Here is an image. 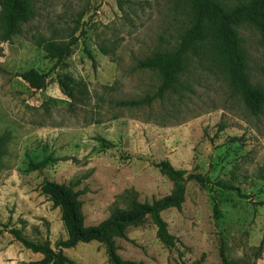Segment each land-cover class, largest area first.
<instances>
[{
  "label": "rangeland",
  "instance_id": "rangeland-1",
  "mask_svg": "<svg viewBox=\"0 0 264 264\" xmlns=\"http://www.w3.org/2000/svg\"><path fill=\"white\" fill-rule=\"evenodd\" d=\"M24 1L27 14L16 20L9 39L0 24V136L8 137L0 158V264L40 258L1 226L20 229L35 243L47 241L53 250L66 240L59 209L40 193L43 181L73 183L82 192L84 225L97 226L132 199L150 203L168 196L172 183L154 167L162 161L212 183H229L249 199L189 182L181 209L161 214L178 241L175 248L160 242L147 219L129 228L126 239H115L118 256L142 264H221L222 240L236 264H264V107L252 115L221 68L194 56L162 101L118 105L156 92L158 74L137 64L174 50L189 26L188 1ZM225 1L234 7L249 0ZM236 31L248 81L264 89L261 37L249 24ZM72 40L71 51L56 64L49 51ZM30 70L47 76L42 90L15 77ZM45 157L55 162L41 173L27 170V159ZM62 253L75 264H109L104 246L95 242Z\"/></svg>",
  "mask_w": 264,
  "mask_h": 264
},
{
  "label": "trees",
  "instance_id": "trees-1",
  "mask_svg": "<svg viewBox=\"0 0 264 264\" xmlns=\"http://www.w3.org/2000/svg\"><path fill=\"white\" fill-rule=\"evenodd\" d=\"M187 1L190 10L189 26L180 35L174 50L155 52L137 64L141 70H151L158 74L160 85L156 92L141 100L120 102L118 105L140 107L149 106L156 100L162 101L169 92L175 91L179 77L185 70V61L188 57L194 56L209 58L221 68L231 89L242 98L251 114L259 115L264 107V89L253 87L248 81L246 59L236 29L244 24L251 25L259 33L264 45V0H249L234 7H230L225 0ZM26 11L27 5L24 0H4L0 24L5 39H9L15 32L16 20L25 19ZM75 41L72 40L60 47L52 48L49 51V57L56 60V64L62 63ZM100 52L103 55L107 54L105 49H100ZM86 55L94 66V57L89 52H86ZM15 77L20 78L34 91L42 90L47 81L46 75L34 70L16 74ZM65 81L70 80L66 78ZM60 87L63 94L72 97L65 82H60ZM7 143V135L0 136V158L4 155ZM54 162L55 160L50 157H45L38 163L27 159V170L41 173ZM154 167L166 175L172 183V190L168 196L150 203H141L132 199L128 208H115L107 219L97 226L90 227L84 225L83 204L80 200L82 192L75 191L73 183L65 185L43 181L40 193L52 203L54 208L59 209L66 232V240L59 242L56 245V250H53L47 241L35 243L26 239L20 229L1 227L25 250L40 256L38 260L29 264H75L62 253V250L92 242L104 246L109 264H142L122 260L117 254L115 239H126V231L129 228L137 227L148 219L155 227L160 242L167 248H175L178 241L169 233L161 214L170 209H181L187 183L193 182L201 187L209 186L210 191L213 188H218L221 191L232 193L238 198L249 199L248 196L241 193L240 189L229 183H212L205 175L188 174L185 171L176 170L168 161L154 164ZM262 205L264 203L260 204V206ZM213 212L218 218L219 213L215 202H213ZM218 254L221 264H236L228 259L222 240L219 241Z\"/></svg>",
  "mask_w": 264,
  "mask_h": 264
}]
</instances>
